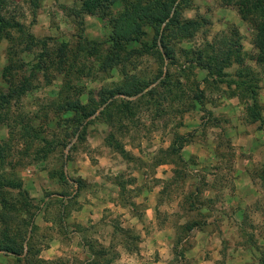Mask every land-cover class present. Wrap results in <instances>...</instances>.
<instances>
[{"label":"rangeland","instance_id":"obj_1","mask_svg":"<svg viewBox=\"0 0 264 264\" xmlns=\"http://www.w3.org/2000/svg\"><path fill=\"white\" fill-rule=\"evenodd\" d=\"M129 1L0 0V184L14 187L0 189V264H201L213 247L218 264H264L249 7L193 0L179 18L197 29L168 57L147 29L116 60L111 21ZM227 41L242 64L196 65Z\"/></svg>","mask_w":264,"mask_h":264},{"label":"trees","instance_id":"obj_2","mask_svg":"<svg viewBox=\"0 0 264 264\" xmlns=\"http://www.w3.org/2000/svg\"><path fill=\"white\" fill-rule=\"evenodd\" d=\"M193 0H134L133 2H126L123 11L111 21L112 34L111 52L116 60L117 51H121L128 44L138 42L137 38L144 34L147 29L155 33L153 41H159V46L163 50L165 56L168 57L171 42H178L179 40L188 39L192 37L197 29L193 21L181 20L179 18L180 12L191 5ZM243 5L249 7L248 15L240 10L241 19L247 22L255 30L254 47L258 52L264 51V0H241ZM236 4V3H235ZM223 5H232L231 2H223ZM161 33V34H160ZM160 34V35H159ZM157 45V44H156ZM237 41H227L225 44H218L214 50V55L204 58L203 55H198L196 65L205 69L208 73L217 69V75L223 73L231 63L242 64L241 50L237 48ZM118 58V59H117ZM205 59H208L210 64L203 65ZM114 59H111L112 62ZM257 63L264 62V59L257 58ZM133 94L141 91L139 86L130 85ZM22 91V90H21ZM19 91V92H21ZM252 102L255 103V95L251 92ZM12 97L0 96V101ZM69 109L74 112H79L81 107L77 103H71ZM256 121V119H253ZM14 188L11 182H4L0 184V189ZM19 188V187H18ZM7 249V248H5ZM12 252L13 249H8Z\"/></svg>","mask_w":264,"mask_h":264},{"label":"crops","instance_id":"obj_3","mask_svg":"<svg viewBox=\"0 0 264 264\" xmlns=\"http://www.w3.org/2000/svg\"><path fill=\"white\" fill-rule=\"evenodd\" d=\"M218 235L219 234L217 232H215L214 234H212L211 237H208L207 234H205L204 236H206V238L203 239L204 241H202L201 244H199L196 248L199 247V250L200 249H203L201 252L205 251L207 249L208 242L210 240L218 239ZM216 236H217V238H216ZM211 249H213V252H211V253L212 254H215L212 257V260L211 261H204V258H203L200 261L201 264H218L216 262V260L218 259L217 254H218L219 247H213ZM246 254H248V253H246ZM239 258L241 260L242 256H240ZM248 260L251 261V264H259L258 261L257 262H254V258L252 256L251 252L249 253V256L248 255H245L244 256V261L243 262L240 261L239 263H235V264H246L245 262L248 261Z\"/></svg>","mask_w":264,"mask_h":264}]
</instances>
